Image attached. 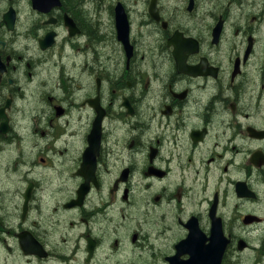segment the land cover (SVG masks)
I'll use <instances>...</instances> for the list:
<instances>
[{
  "label": "flooded vegetation",
  "instance_id": "1",
  "mask_svg": "<svg viewBox=\"0 0 264 264\" xmlns=\"http://www.w3.org/2000/svg\"><path fill=\"white\" fill-rule=\"evenodd\" d=\"M0 264H264V0H0Z\"/></svg>",
  "mask_w": 264,
  "mask_h": 264
},
{
  "label": "water",
  "instance_id": "2",
  "mask_svg": "<svg viewBox=\"0 0 264 264\" xmlns=\"http://www.w3.org/2000/svg\"><path fill=\"white\" fill-rule=\"evenodd\" d=\"M36 2L38 3H42L43 1H46V2H49L51 4L55 3V2H58V0H35Z\"/></svg>",
  "mask_w": 264,
  "mask_h": 264
}]
</instances>
